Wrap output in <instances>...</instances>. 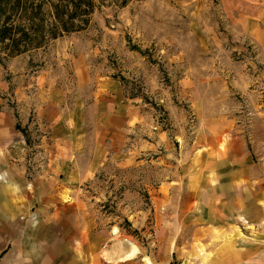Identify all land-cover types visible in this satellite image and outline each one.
I'll list each match as a JSON object with an SVG mask.
<instances>
[{
  "label": "rangeland",
  "instance_id": "374dc122",
  "mask_svg": "<svg viewBox=\"0 0 264 264\" xmlns=\"http://www.w3.org/2000/svg\"><path fill=\"white\" fill-rule=\"evenodd\" d=\"M91 1L93 10L82 29L14 56L0 48V113L13 118V127L1 126L11 151L5 162L0 159V194L27 203L16 220L19 232L0 234V253L7 243L8 255L18 248L24 252L29 242L51 264H79L84 256L86 264L221 259V252L192 247L191 241L205 239L196 237L193 227L159 224L157 200L149 189L173 170L161 167L164 161L157 157L166 152L167 160L183 162L191 152L200 126L197 108L205 98L222 97L249 141L256 140V114L264 107V0ZM103 77L117 81L122 96L145 108L151 121L153 133H146L140 120L123 146L139 149L141 139L152 145L139 149L137 160L144 162L120 166L109 161L81 186L95 228L80 240L78 227L70 233L65 228L64 201L56 202L35 180L45 167L41 140L49 134L36 110L39 101L54 95L75 117L77 129L92 130L95 108L82 102L91 103L90 94ZM78 78L86 83L78 86ZM158 132L170 144L165 150ZM82 240L92 245V253L78 248ZM129 251L132 257L124 258Z\"/></svg>",
  "mask_w": 264,
  "mask_h": 264
},
{
  "label": "crops",
  "instance_id": "0c3cea01",
  "mask_svg": "<svg viewBox=\"0 0 264 264\" xmlns=\"http://www.w3.org/2000/svg\"><path fill=\"white\" fill-rule=\"evenodd\" d=\"M83 83L86 81L78 78L77 85ZM90 97L91 103L82 102L83 107L86 104L95 108L93 128L89 131L77 129L75 117L63 111V105L54 95L39 101L36 110L39 124L49 134L41 140L45 167L35 180L39 186L48 187L47 194L56 202L64 201L62 215L68 223L65 228L70 233L78 227L79 233H83L80 240L86 239V233L95 228L92 215L80 197L81 186L109 161L120 166L138 165L143 161L137 160L139 149H147L151 141L142 143L141 139L139 149L123 146L132 138L128 133L138 127L140 120L141 126H145L143 130L153 133L149 129L148 111L123 97L117 81L104 77L97 80ZM200 105L197 108L200 126L192 138L187 158L183 162H176L177 159L173 162L165 158L166 152L157 158L151 157L162 158L161 167L173 168L171 175L161 179L156 189H149V193L154 191V201L157 200L158 216L162 218L159 224L193 227L196 237L205 235V239L199 237L200 240L191 241L192 247L221 252V259L207 260L205 264H264V107L256 114L258 136L249 141L246 131L237 123V114L229 111L222 97L205 98ZM12 121V117L1 112L0 132L3 125L13 127ZM157 135L158 143L167 149L170 144L165 134L158 132ZM89 140L91 148L88 150ZM9 142L11 139L0 135L3 162L6 161L5 153L10 150ZM11 195L0 194V234L19 232L21 222L16 220L24 211L22 205H27ZM26 243L22 247L25 251L16 248L14 255H8L11 246L7 243L0 253V264H51L47 258H39L33 250L37 247ZM79 247L89 252L92 245L87 246L82 240ZM78 262L86 264V256Z\"/></svg>",
  "mask_w": 264,
  "mask_h": 264
},
{
  "label": "trees",
  "instance_id": "16d2710c",
  "mask_svg": "<svg viewBox=\"0 0 264 264\" xmlns=\"http://www.w3.org/2000/svg\"><path fill=\"white\" fill-rule=\"evenodd\" d=\"M91 0H0V48L14 56L88 22Z\"/></svg>",
  "mask_w": 264,
  "mask_h": 264
},
{
  "label": "bare ground",
  "instance_id": "6f19581e",
  "mask_svg": "<svg viewBox=\"0 0 264 264\" xmlns=\"http://www.w3.org/2000/svg\"><path fill=\"white\" fill-rule=\"evenodd\" d=\"M132 255H133V254H132V252H131V251H129L128 253H126V255H125V256H126V257H130V256L132 257ZM124 258H125V257H124Z\"/></svg>",
  "mask_w": 264,
  "mask_h": 264
}]
</instances>
